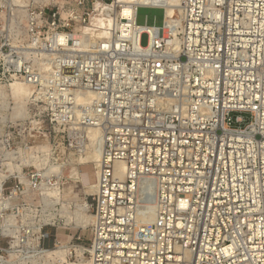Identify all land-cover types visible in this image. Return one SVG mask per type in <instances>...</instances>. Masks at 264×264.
Returning a JSON list of instances; mask_svg holds the SVG:
<instances>
[{
  "label": "built area",
  "instance_id": "built-area-1",
  "mask_svg": "<svg viewBox=\"0 0 264 264\" xmlns=\"http://www.w3.org/2000/svg\"><path fill=\"white\" fill-rule=\"evenodd\" d=\"M0 42L51 122L101 135L91 242L70 261L264 264V0H0Z\"/></svg>",
  "mask_w": 264,
  "mask_h": 264
},
{
  "label": "rangeland",
  "instance_id": "rangeland-1",
  "mask_svg": "<svg viewBox=\"0 0 264 264\" xmlns=\"http://www.w3.org/2000/svg\"><path fill=\"white\" fill-rule=\"evenodd\" d=\"M163 22L162 9H139L138 25L162 27ZM147 42V36H142L141 45L146 46ZM13 46L17 43L0 42V264H49L47 260L43 263L32 259L26 248L38 243L51 250L56 244L88 248L91 226L84 229L75 226L71 220L68 222L61 213L62 205L53 203L51 207H45L47 193L58 190L70 215L79 204L86 203L87 214L94 216L91 211L93 194L85 187L91 182L98 183V170L82 163L84 156L86 158L92 151L88 147L85 126L76 122H51L33 89V96L26 106L14 99L9 86L20 76L6 72L3 62L9 47ZM17 83L25 84L22 80ZM246 118L248 120V116ZM77 129L81 130V136ZM38 149L45 151L43 163L40 162L41 155L36 153ZM49 169L59 173L61 180L58 174V178L52 180L53 186L49 182L39 185L38 174L45 175ZM73 169H77L79 178L70 177ZM41 235L45 239L40 241ZM69 258L71 264L77 263L74 258L71 261Z\"/></svg>",
  "mask_w": 264,
  "mask_h": 264
},
{
  "label": "bare ground",
  "instance_id": "bare-ground-1",
  "mask_svg": "<svg viewBox=\"0 0 264 264\" xmlns=\"http://www.w3.org/2000/svg\"><path fill=\"white\" fill-rule=\"evenodd\" d=\"M130 13H131V11L129 9H126L124 11V14L127 15V16ZM169 13L172 14L171 10H169ZM60 40L63 41L64 40V36H61ZM19 80H20L19 78H15V81H14L15 83H12L9 86L10 87V91L12 90L14 92V99L15 100L20 101L22 104H24L26 106L27 104H29V102H30V100H31V98L33 96L32 87L29 85V83L27 81H24V80H22V81L25 84L17 83V81H19ZM0 100H2V99H0ZM19 111L20 112L22 111V113H23L22 109L21 110L19 109ZM24 113H26V111H24ZM87 130H88L87 131V135H88V139H89L88 147L91 148L92 151L90 153L87 152L88 154H87L86 158L84 156V159H82L83 160L82 163H84V164H86L88 166H94L95 170L96 169L98 170L97 171V175H98V178H99L100 177V175H99L100 173L99 172H100V162H101L100 161V159H101V151H100V148H98V144L100 142L101 135L98 132V130H95L94 128L87 129ZM43 152H45V151H43ZM80 154H81V152H80ZM80 158H81V156H80ZM116 167H118L119 172H121V174L124 176L125 175V171H126L125 164L124 163H119ZM90 173H92V172H90ZM59 176H60V174H59ZM70 177L72 179L79 178V172L77 171V169H73L71 171ZM98 189H99L98 183L96 184V183H92V182L89 183L88 185H86V187H85V190L88 193L93 194V195L98 191ZM46 198L47 199H52L53 198L52 204L54 203V204L62 205L61 213L63 214V216L65 215L66 218H68V222L71 220L73 223L75 222V224H76L75 226L83 227L84 229L88 228V226H92V224L94 222V216H90V215L87 214L88 209H89L88 204H86V203L79 204L75 208L76 210L74 211V214L70 215L69 212L66 211L67 208L64 205V203L62 202L58 190H53V191L49 192L48 196ZM187 205L188 204H187L186 201H183L181 203V206L183 208L187 207ZM153 212H154L153 211V206H150L149 211H148L149 215H147V217H145V219L149 218L148 221L153 220ZM70 225H71V223H70ZM74 249H76L78 251V253H80V252L84 253L87 250V248H84V247H81V246L78 247V246H71L69 244L68 245L65 244L63 246L59 245L55 249L47 250V251H43V252L45 254H47L48 257H51L53 260H56L57 264H71L69 262V260H68V257L71 256L72 251ZM224 252L228 256H231L232 254H234V250L232 248H226L224 250ZM46 260L47 259H45V262H46ZM88 261H89L88 259H84V257H83L82 259H80L79 262H77L75 264H86Z\"/></svg>",
  "mask_w": 264,
  "mask_h": 264
}]
</instances>
